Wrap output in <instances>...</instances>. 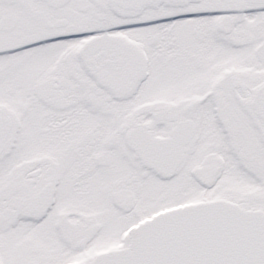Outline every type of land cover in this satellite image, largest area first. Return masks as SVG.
Listing matches in <instances>:
<instances>
[{
    "label": "snow or ice",
    "instance_id": "6c2138e0",
    "mask_svg": "<svg viewBox=\"0 0 264 264\" xmlns=\"http://www.w3.org/2000/svg\"><path fill=\"white\" fill-rule=\"evenodd\" d=\"M0 264H264V0H0Z\"/></svg>",
    "mask_w": 264,
    "mask_h": 264
}]
</instances>
